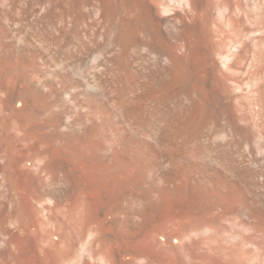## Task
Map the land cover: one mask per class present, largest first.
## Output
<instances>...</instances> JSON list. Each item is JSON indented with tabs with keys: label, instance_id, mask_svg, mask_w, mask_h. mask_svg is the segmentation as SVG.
Here are the masks:
<instances>
[{
	"label": "rangeland",
	"instance_id": "rangeland-1",
	"mask_svg": "<svg viewBox=\"0 0 264 264\" xmlns=\"http://www.w3.org/2000/svg\"><path fill=\"white\" fill-rule=\"evenodd\" d=\"M32 1L25 0V8H22L18 13L13 6V1L9 0L5 5L6 9L8 8V19L3 23L6 24L5 28L9 26L11 31L28 38L34 45L41 41L43 36L48 37L50 45L47 56L49 58L39 52L37 56L31 58L32 62L24 58L20 64L34 65L38 79L45 83L52 81V78L54 80L55 77H49V75L57 72V68L54 67L50 58L61 60L72 70L74 62L71 57L74 54H79L83 61L82 74L86 73L84 78L89 83L93 81L94 76L106 72L104 63L111 45L107 36L108 24H97L93 12L95 0H70L75 3L77 1L81 5L77 13H74V18L77 15L82 17L78 24H75L72 17H68L63 6L57 7L60 6L57 5L60 3L58 0H53L54 3L56 1L58 3H55L56 6L50 4L48 6L50 9L47 7L48 11L46 8L45 13L42 14L44 18L41 17V26L38 27L34 24L36 23L35 19L29 16V9L27 10ZM166 1L168 3L172 1L173 10L180 16L179 23L184 24H179L181 29H179L178 46L180 49L178 53L182 62L186 63L183 64L187 66L185 73L190 76V84L187 81L190 86L187 85L186 88L185 84V88H180L181 92L175 93L176 96L170 92L169 95L172 94L171 96L175 97L170 100L167 98L169 107L183 112L185 107L191 106L190 101L196 98L195 103L201 105L192 104L195 105L193 109L200 106V109H196V113H199L200 110V114L202 110L203 115L201 114L200 117L202 116L201 121L203 122L201 124L204 125V128L208 127L202 130V134L210 136L209 141L212 140L210 144L212 142L215 146L220 144V147L224 145L226 152L231 154L248 152L250 149L257 159L256 169H264V131L262 130L264 95L256 94L260 85L264 89V0ZM113 2V6L116 3L117 6L114 7L123 17L128 0H113ZM66 6L69 7V5ZM50 16L51 18L47 19ZM62 30L68 32L65 41L59 38ZM182 32L185 33L182 34ZM56 38L59 39L53 41ZM187 63L189 64L187 65ZM90 67H96V69L91 70L93 68L90 69ZM80 79L82 80V78ZM15 80L11 85L13 83L17 87L23 85V79L18 78L17 80L16 78ZM55 82L59 88L63 87L60 79ZM223 83L224 85H222ZM218 84L221 85V88ZM222 86H226V88L224 87V89ZM219 88L220 90H218ZM216 94H220L221 98ZM169 95L167 97H171ZM187 95L194 99L190 100ZM9 96L8 90L0 88V108L4 111L0 110V114H5L7 117L6 122L8 125L10 124V131H12H9V134L12 133L10 137L12 135L17 137L20 136V123L25 117V113L22 111L25 104L20 100L11 101L8 99ZM258 96L262 98L260 99ZM185 98L189 99V101L187 100L189 103L182 106V102H187L184 101ZM63 105L64 100H61L59 107L68 110L74 120L76 113L70 107ZM152 106L153 104H150V110L154 107ZM181 106L184 110L180 108ZM156 107L157 105L154 107L155 111H157ZM192 107H189L188 110L187 107L186 110L190 113V110H193ZM212 107L219 108L216 110ZM203 111H207L206 115L210 114V116H205ZM216 111L221 112V115L219 113L217 115ZM16 112L19 113L18 117ZM185 113L188 115V112ZM194 114L189 115L193 118ZM230 115L233 116L230 117ZM21 116L22 118L19 120ZM183 116L186 118V114ZM203 116H205L204 119H202ZM234 116H238L241 120ZM200 117L198 116V118ZM224 117L227 123L224 121ZM208 118H213V122L215 121L213 124L210 120L213 124L212 127L211 124L206 126L208 123H204ZM17 121L20 123L17 124ZM216 121L222 123L219 125ZM8 125L7 127H9ZM221 125L225 127H221ZM200 126L202 128V125ZM16 127L19 129L17 130ZM232 127L241 129L240 131L244 132L242 134L246 136L243 137L240 134V136L242 135L240 137ZM212 128L217 131L214 132ZM220 129L222 130L220 131ZM196 132L193 127H189L183 138L179 137L173 140L174 142L171 144L175 146L172 147V157H167L169 149L162 143L163 141L158 143L155 140H146L150 145V155L147 159L153 164L148 175L169 177V182L164 186L165 189L161 193H157L159 196L156 198L157 195H155L150 203L144 201L143 190L146 188L139 189V191L129 189L130 191L126 190L124 193L117 192L120 195L114 193L115 191L109 186L105 175L100 170L102 168L97 165L98 168L96 164L86 162L87 168L88 166L90 168L87 169L84 162L76 165L74 169L71 164L56 163L57 167L54 165L56 167L54 170L57 171L53 170V174L46 173L45 175L38 170L42 163L35 159L36 150L30 140L26 139L27 141L22 143L15 141L17 139L15 137H12L15 142L11 139L13 143L9 140L10 137L7 140L10 141L9 143H6V140H0V264H170V262H172L171 264L174 262H177L176 264H264V217L261 220L260 217L258 220L254 219L249 210L242 205L239 207V204L230 206L232 205L230 203V205L227 204V208V205L223 204L225 208L222 206L221 208L218 204V207L214 205L217 202H214L213 199L209 200L214 204L210 202L211 204H207L209 206L199 207L205 217L201 216L197 206L195 208L197 195L194 196L195 191L193 192L192 186L190 187L193 180L190 182L192 176H189L190 172H187V168L188 159L192 158V151L194 152L193 149L196 147L193 145ZM235 133L238 137L235 136ZM23 134L26 136L25 133H22L21 136ZM125 134L131 136L127 130ZM183 139L185 141H182ZM202 139L205 141V138L202 137ZM173 148L176 149L173 150ZM219 149L221 150V148ZM173 162L176 165L178 162L177 169L180 166L179 172L181 171L183 174L179 173L181 175L177 177H180L181 180L179 178H175V180L174 176L179 174L175 175L174 173L173 175V167H168ZM93 165L97 167L96 170ZM165 165H168V168ZM68 166L69 168H67ZM60 169L62 170L60 171ZM64 170L70 171L71 174ZM99 171L101 176L98 174ZM39 173L41 174L38 176ZM255 181H250V183ZM247 183L248 188L245 192L247 196L253 197L254 195L257 205L263 206L264 195L260 194L248 181ZM171 185L172 187H170ZM112 193L119 198L114 197L115 195L111 196ZM166 193H169V196ZM121 194L123 195L121 196ZM116 198L119 200L117 201ZM214 200H216L215 197ZM114 203L121 205L118 207ZM202 204L205 205L204 200ZM136 206L143 210L142 215L132 213L131 210ZM193 207L197 210L196 213L201 215L198 216ZM122 209L123 211L120 213ZM114 211L118 215L117 217ZM130 216L135 217L132 218L134 223L132 219L130 220ZM117 218L118 220H116ZM123 222L125 223L123 224ZM145 228L149 232H146ZM150 231H154V233H150ZM146 234H151V236L153 234L154 238ZM165 238L167 239L165 240ZM174 256L176 257L174 258ZM169 258L173 261L171 259L169 261Z\"/></svg>",
	"mask_w": 264,
	"mask_h": 264
},
{
	"label": "bare ground",
	"instance_id": "bare-ground-1",
	"mask_svg": "<svg viewBox=\"0 0 264 264\" xmlns=\"http://www.w3.org/2000/svg\"><path fill=\"white\" fill-rule=\"evenodd\" d=\"M8 1L9 0H0V88L9 91L11 97L9 96L8 99H10L11 101L20 100L25 104V108L23 107L22 110L23 113H25V117L22 119V123H20V121H17V124L18 122L21 124L20 127L19 125L17 126L15 124L16 122H14V124L20 128L19 129L16 127L17 130L19 129V131H21V133L17 131L18 133H20V136L22 133H25L26 136L23 134L24 136L22 135L21 137H16L13 135L10 137V134H12H9V131L11 129V127L9 126L10 124L8 125V123L6 122L7 117H5V114L3 115L1 113L3 116L0 114V140H6V143L8 142L7 140L9 137L10 141H12V137L17 138L15 139V141H17L18 143L30 140L34 149L36 150L35 159L38 160L37 162L42 163V165L38 167V170L42 173H45V175L46 173H48V175H50L51 173L53 174V170L57 167V164L62 165V163H68L71 164L74 169L76 165L82 164L84 162L86 168V162L96 164V166L98 165L102 168L100 170H102L103 174L105 175V180L107 181L109 186H111L115 191L114 193H124L129 189H137L139 191V189L146 188L145 190H143L144 201L150 203L153 201L157 193H161V191L165 189L164 186L169 182V177H167L165 174L164 175L166 177L164 175V177H152L148 175L152 170L151 168L153 164L149 162L150 160L147 159L150 155V145L146 140L151 139L152 141L155 140L158 143L160 141H163L162 143L167 145L169 149V151L167 152V157H172V147L174 144L172 145L171 143L174 142L173 140L179 137L183 138V136H185V132L189 129V127H193L194 131H197L194 136L193 144L196 147H194L195 149H193L194 152L192 151V155L187 150L192 158L190 157L191 159H188V171H186L188 173L190 172V174L192 175L189 174V176L193 177V179H191L192 177H190V182L193 180L192 183H190L192 184L190 185V187L192 186L193 192L195 191L194 196L197 195L195 208L197 206L198 210L200 211L201 208L199 209V207H205L207 204L213 203L211 202V200L213 199L214 202H217V204H213L217 205L218 207V204H220V207H224L227 204L230 205V203L232 204L230 206L239 204V207H241L242 205L247 210H249L251 217H253L254 219L258 220L260 217L261 220L264 217V205L258 206L257 202L255 201L254 195L253 197H249L245 193L246 188H248L247 181L250 183V181L256 180L254 183H250V185L253 186L260 194L264 195V169H256L255 163L257 159L252 151H250L249 149L248 152H239L237 154L234 153L236 154L234 155L230 152H226V146L224 145H221L220 147L219 144L217 145L219 147H217L212 142V144L215 146L214 147L212 144H210V141H212H209L210 136L208 134H202V130L208 128H204V125L201 124L203 122L201 121L202 116L200 117V115L202 114V110L200 114V106H198L197 108H199V113H196L197 108L195 107V109H193L195 105L192 104H196L195 101H197V99L189 97L190 94H188L189 96L187 95V98H190V100L194 99L190 101L191 106L187 104L189 103V99L185 98L184 101H188L185 103L182 102V106H186L185 104H187L188 108L185 107L184 110L182 106L180 107L185 112H188V115L184 111L182 112V110L178 112V109L174 110L170 108L168 101H166L167 98H169L168 100H170V98H174L177 91V93L181 92V89H183L181 87H184L185 84L186 88L187 85L190 84V76L185 73V67L187 66L183 65L186 63H184L185 61L182 62L181 57L178 53L180 49L178 46V41L180 38L179 29H181L179 28V24H181L182 22L179 23L180 16H178V14H176L177 12L175 13V11L173 10L172 1L168 3L166 0H128L125 14L123 17H121L119 12L117 11L118 9L114 7L116 3L113 6V0H109L108 2L107 0H95L96 2L93 5L95 20L97 24H108L107 36L111 45L108 51V56L104 63L106 72L103 74L99 73L97 76H94V79L91 83L87 82V80L84 78V75L86 73L84 72L85 74H82L83 71H81V68L83 61L81 60L79 54H74L73 56L71 55V59H73L74 62L72 70L61 60H53L50 58L54 67L57 68V72L49 75V77H55V79L53 80L52 78V81H50L49 83H45L42 80L38 79V76L35 74L34 65L30 64L26 66V64H20V61H23L24 58H26L27 61L29 60V62H32L31 58L37 56L39 52L45 54L46 57H48L47 54L50 42L48 37L43 36L41 41L34 45L33 42H31V40H29L28 38L21 36L19 33L11 31L9 26H7L8 28H5L6 24L4 25L3 22L8 19V8L6 9L5 6ZM12 1L16 12L20 13L22 8H25V0ZM54 1L33 0L29 4L27 10L29 9V16L32 17V19H35L36 23L34 24L36 27L40 25L42 19L44 18L42 14L44 11H46V8L50 6V4L51 6H56L55 3L58 2L56 1L54 3ZM58 1L60 3H58L57 5L60 6L57 7L63 6V8L66 10L65 12H67L66 14L68 15V17H72L74 19L75 24H78L82 20V17L80 15H77V17L74 18V13H77L78 9L81 6L77 3V1V4L75 3V1L71 2L70 0V3L68 0H66L68 4L63 0ZM64 4L69 5V7ZM48 8L50 9V7ZM48 8L47 11L49 10ZM163 16H166L167 18L165 19ZM50 18L51 16L47 19ZM67 33L68 32L66 30H62L59 38L62 41H65ZM183 33L185 32H182V34ZM59 38H56L53 41ZM188 64L189 63H187V65ZM228 67L230 66L228 65ZM90 69L95 70L96 67H90ZM89 73L91 74L92 72L90 71ZM16 78L17 80L18 78H21V80L23 79L22 86L17 87V85L14 83L11 85V83ZM80 78H82V80ZM12 79L14 80L12 81ZM57 79H60L62 81V88H59L57 86V82H55V80ZM21 80L19 81L21 82ZM187 81L189 84H187ZM224 83L222 85H224ZM260 86L261 87L259 88L258 93H256L260 94L259 96H261L262 94L264 95V89H262V85ZM224 87L226 88V86ZM224 87L222 86V88ZM220 88L218 90H220ZM170 92H173V95L175 96H171L172 94L169 95ZM167 94L171 97H167ZM219 95L218 97L221 98ZM222 97L224 98V95H222ZM61 100H64L63 106L70 107L76 113V118L74 120L71 118L70 112L68 110L64 108L61 109L59 107V103ZM11 101H8V103H11ZM165 102L168 103V106ZM215 102L216 101H214V103ZM150 104H153V106L154 104H156L158 107H156L157 111L154 110V107L156 105L154 107L152 106L153 108L150 107L151 110H154V112L153 110L151 111L149 109ZM198 104L201 105L200 103H197L196 106ZM216 106H218V104ZM189 107H192L191 109L195 110V114L191 113V111L193 112V110H190V113L189 111H187ZM22 111L19 112L22 113ZM206 112H204L205 116H207ZM217 113L219 112L216 111V114ZM15 114L17 115L19 113L16 112ZM183 114H186V118L188 119L189 117V120L184 118L185 116H183ZM189 114H194V117L192 118ZM24 115L22 114V116ZM22 116L19 118V120H21ZM198 116L200 118H198ZM205 116H203L202 119H204ZM208 116H210V114ZM232 116L230 115V117ZM190 118L192 119L190 120ZM238 119L240 118L238 117ZM238 119H236V121ZM206 120L207 122L204 121V123H208L206 124V126L211 124L212 127L213 124H215V121L213 122V118H208ZM210 120H212L213 124L210 122ZM224 121L226 122L225 117ZM219 123L222 122L219 121ZM219 123L217 122V124ZM7 125L10 128L7 127ZM200 125H202V128ZM224 125H221V127ZM262 127V130L264 131V125ZM217 128L219 127L217 126ZM227 129L229 128L227 127ZM236 129H234V132H237L240 136L243 131H240L241 129ZM126 130L131 133V136H127L128 134H125ZM212 130L214 129L212 128ZM215 130L217 131V129ZM215 130L214 132H216ZM221 130L222 129H220V131ZM222 133L219 134L222 135ZM237 133H235V136L238 137V135H236ZM245 136L243 135V137ZM202 137L205 138V141L202 139ZM219 137L221 138V136ZM185 140L183 139L182 141ZM1 142L3 143V141ZM219 148H221V150ZM175 149L173 148V150ZM187 149H189V147ZM187 156L189 157V154H187ZM173 163L171 164L176 168L172 165L168 166L170 164L165 166L173 167V175L174 173L175 175L179 173L183 174L181 171L179 172L180 166L177 169L178 162H176L177 165L175 164V162ZM182 165L184 166V164ZM97 167L94 166V169ZM67 168H69V166ZM62 169H60V171ZM87 169H90L89 166ZM80 170L82 171V169ZM64 171L67 172L66 170ZM73 171L75 172V170ZM67 173H70V171H68ZM99 173L101 172L99 171L98 174ZM40 174L41 173H39L38 176ZM181 174L174 176V179H180V177L177 176H180ZM99 175L101 176L102 174ZM98 180L97 184L99 185ZM170 187H172V185ZM114 193H112L113 195L111 194V196H114ZM169 193L166 194L169 196ZM166 194L164 195L166 196ZM122 195L123 194H121V196ZM158 196L159 195H157L156 198ZM114 197L118 196L115 195ZM214 197L216 200H214ZM203 200L205 201L204 206L203 204L201 205ZM119 205L121 204L119 203ZM228 205L226 206V208L228 207ZM137 206L131 210L133 211L132 213H134L135 215H142L143 210ZM195 208L194 210H196ZM122 211L123 209L121 210V212H119L122 213ZM196 212L197 210L195 211V213ZM114 213L116 215L115 211ZM196 214L199 216L200 213ZM117 216L118 215H116V217ZM198 216H196V218ZM201 216L204 215L202 214ZM132 218L135 217H131L130 220ZM116 220H118V218ZM133 220L134 219H132V222L134 223ZM124 223L125 222H123V224ZM137 228L139 227L137 226ZM145 231L147 232L148 230L146 229ZM152 232L154 233V231H150V233ZM146 235H149V237L154 236L153 234L152 236L151 234ZM163 237L165 236L163 235ZM166 239L167 238H165V240ZM175 257L176 256H174V258ZM170 259L171 258H169V261ZM171 260L173 261V259ZM171 263L172 262H170V264Z\"/></svg>",
	"mask_w": 264,
	"mask_h": 264
}]
</instances>
